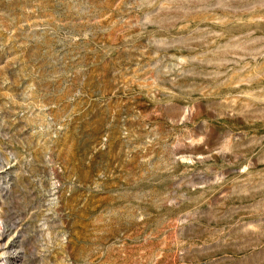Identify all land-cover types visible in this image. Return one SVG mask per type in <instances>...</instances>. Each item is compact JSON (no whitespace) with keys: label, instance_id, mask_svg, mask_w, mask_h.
<instances>
[{"label":"rangeland","instance_id":"obj_1","mask_svg":"<svg viewBox=\"0 0 264 264\" xmlns=\"http://www.w3.org/2000/svg\"><path fill=\"white\" fill-rule=\"evenodd\" d=\"M0 264H264V0H0Z\"/></svg>","mask_w":264,"mask_h":264}]
</instances>
